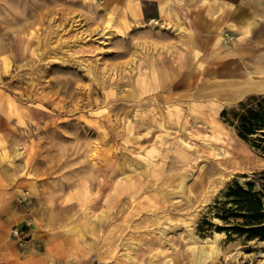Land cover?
Listing matches in <instances>:
<instances>
[{
	"label": "rangeland",
	"instance_id": "1",
	"mask_svg": "<svg viewBox=\"0 0 264 264\" xmlns=\"http://www.w3.org/2000/svg\"><path fill=\"white\" fill-rule=\"evenodd\" d=\"M250 77L264 0H0V264H264Z\"/></svg>",
	"mask_w": 264,
	"mask_h": 264
},
{
	"label": "bare ground",
	"instance_id": "2",
	"mask_svg": "<svg viewBox=\"0 0 264 264\" xmlns=\"http://www.w3.org/2000/svg\"><path fill=\"white\" fill-rule=\"evenodd\" d=\"M161 12H164L163 8L161 9ZM247 25L249 27V26H251V23L248 22ZM257 76H258V74H257ZM262 91H264V82H262V81L260 82L258 80L253 79L252 77H250L248 79H242L239 82L231 83L230 85H228L226 87L223 86V85H218L215 88V90L213 89L212 94L214 95L215 93H223V94H221V95L224 96L223 99L221 101H218L219 106H222L225 103L231 104V103L237 101L238 99H240L242 96L244 97V95H246V94H249V93H256L257 94V93L262 92ZM168 109H169V107H168ZM174 110H176L177 114L180 111L177 107H175ZM174 110H172V111L174 112ZM168 114H169V118H171L172 115H173L171 110H168ZM174 117H176L177 121L173 122L172 120H169L171 125H177L178 124V119L177 118H179V116L174 114ZM155 153H157L155 148H151L150 150H148L145 153V162H146V168L147 169H150L154 165V163L152 164V162L150 161V158L153 157V155ZM153 168H154V166H153ZM152 187H153V185H152ZM180 189H182V188H180ZM159 195H161V193ZM100 217H102V216H100ZM89 219H90V217H89ZM95 220H97V218H95ZM98 220H99V222L101 221V219H98ZM86 221H88V220H86ZM91 224H93V223H91ZM91 228L94 229V227H91ZM93 229H92V231H93ZM89 230H88V232H89ZM191 243H192V247L190 248V251H191L192 259H193L195 264H204L206 262V260H208L214 254V250L212 248V245L199 244V243L196 242V240H192Z\"/></svg>",
	"mask_w": 264,
	"mask_h": 264
},
{
	"label": "trees",
	"instance_id": "3",
	"mask_svg": "<svg viewBox=\"0 0 264 264\" xmlns=\"http://www.w3.org/2000/svg\"><path fill=\"white\" fill-rule=\"evenodd\" d=\"M257 101V99H256ZM264 101V97L256 102V109H247L245 113H241L238 116V130L240 135H248L254 133L257 129H264V108L262 107V102ZM249 188L251 185L248 186ZM233 195H237L236 197L245 202L246 196L249 195V190H245L242 187H239L232 192ZM240 194V195H239ZM263 230L264 227L259 230ZM251 237H259L260 239H264V234L258 236Z\"/></svg>",
	"mask_w": 264,
	"mask_h": 264
},
{
	"label": "built area",
	"instance_id": "4",
	"mask_svg": "<svg viewBox=\"0 0 264 264\" xmlns=\"http://www.w3.org/2000/svg\"><path fill=\"white\" fill-rule=\"evenodd\" d=\"M15 234H17V232H15Z\"/></svg>",
	"mask_w": 264,
	"mask_h": 264
}]
</instances>
